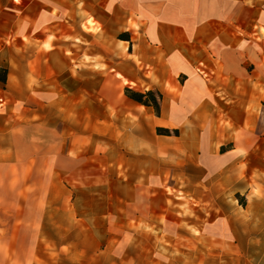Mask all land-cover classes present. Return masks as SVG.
<instances>
[{
	"label": "rangeland",
	"instance_id": "374dc122",
	"mask_svg": "<svg viewBox=\"0 0 264 264\" xmlns=\"http://www.w3.org/2000/svg\"><path fill=\"white\" fill-rule=\"evenodd\" d=\"M46 1L52 11L13 0L5 17H58L59 57L41 87L6 97L57 118L58 135L43 143L68 151L56 160L76 166L51 169L45 153V169L29 166L25 179L21 169H0V264H264L254 244L260 234H249L264 217H251L247 202L263 161L244 147L264 145V89L260 103L234 106L213 96L198 69L155 71L147 56L163 43L144 38L135 21H171L179 0L155 1L150 13L138 0ZM12 40L10 63L1 64L21 80L16 67L39 62L36 43ZM127 88L160 93V114ZM234 107L254 119L241 112L231 120ZM249 133L241 145L238 136ZM34 142L21 152L30 163Z\"/></svg>",
	"mask_w": 264,
	"mask_h": 264
},
{
	"label": "crops",
	"instance_id": "0c3cea01",
	"mask_svg": "<svg viewBox=\"0 0 264 264\" xmlns=\"http://www.w3.org/2000/svg\"><path fill=\"white\" fill-rule=\"evenodd\" d=\"M155 1L159 0H138V9L150 13L155 9ZM179 1L178 11L171 21H135L142 29L143 33H139L144 38L163 43L162 49L154 50V57L147 56L155 71L160 73L178 67L180 72L194 74L198 69L209 75L211 83L203 82L207 89L212 90L213 96L233 102L234 106H246L249 102L260 103L261 90L264 89V0H194L192 6L188 4L189 0ZM28 3L26 2L25 8L35 6L41 11L54 9V5L49 7L46 0H30ZM12 4L17 6L13 0H0V16L3 14L0 17V67L8 70L3 84L5 89L0 87V169L10 170L9 176H12V170L21 169L24 171L21 179H25L28 168L45 169L44 162L40 161L45 153L52 155V161L48 162L51 169H73L76 166L74 159L67 158L68 162H61L55 158L56 154H68V151L59 149L57 144L45 146L43 143L45 137L54 141V134L58 135L59 132L60 121L54 117L47 121L37 113L38 104L35 107L28 106L27 99L6 97L15 90L37 89L45 82L44 78L49 75L61 52L59 18L54 20L51 15L49 21V18L40 14L29 18L17 15L11 19L12 15L9 13L10 17H5L6 11L13 9ZM17 36L23 39L26 47L29 42H35L33 57H39L34 69L28 65L16 67L26 75L21 80L15 76L18 72L15 67L1 64L2 61L10 63L12 38L15 40ZM45 43H50V47H43ZM158 58H163L164 61H158ZM31 76H34L35 81L29 82ZM2 89L5 93L3 96ZM17 101L23 103L21 109L17 108ZM241 112L245 119H254L249 110L240 111L235 107L228 113V117L234 120L233 117L240 116ZM249 134L238 136L241 145H244L242 138L254 136L253 133ZM262 135L264 139V130ZM31 139H35L37 156L34 163L29 162L26 150L24 156L21 154L22 148L27 149L31 145ZM244 147L247 152L256 154L263 161L260 169L264 170V145ZM36 176L43 178L42 175ZM251 179L256 183L249 189V198L247 196L249 208L253 209L250 210L251 217H264V177L260 179L251 176ZM249 234H260L254 244L264 251V226L256 227ZM233 236L231 250L235 248L234 233ZM244 241L245 239L241 240V243ZM259 259L261 263L264 261V252Z\"/></svg>",
	"mask_w": 264,
	"mask_h": 264
},
{
	"label": "trees",
	"instance_id": "16d2710c",
	"mask_svg": "<svg viewBox=\"0 0 264 264\" xmlns=\"http://www.w3.org/2000/svg\"><path fill=\"white\" fill-rule=\"evenodd\" d=\"M7 68L0 67V73H3L4 76L1 79L0 82L5 83L7 79ZM157 91L155 90H148L145 93L133 91L130 88H127L125 91V94L130 99L135 100L136 102L145 105V106H152L155 109V112L159 115L160 114V108H161V100L162 95L158 93V96L156 95Z\"/></svg>",
	"mask_w": 264,
	"mask_h": 264
}]
</instances>
